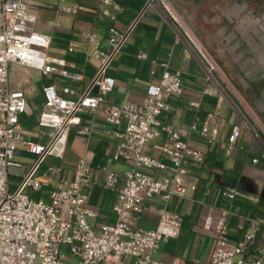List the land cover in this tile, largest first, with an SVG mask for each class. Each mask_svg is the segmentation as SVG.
Returning <instances> with one entry per match:
<instances>
[{
  "label": "built area",
  "instance_id": "built-area-1",
  "mask_svg": "<svg viewBox=\"0 0 264 264\" xmlns=\"http://www.w3.org/2000/svg\"><path fill=\"white\" fill-rule=\"evenodd\" d=\"M99 1L103 13L115 19L111 8L121 10V5L115 0ZM155 1L147 0L126 30L111 26L105 47L95 32H83L89 56L99 62L96 74L76 99L61 94L54 84L44 86L45 101L38 124L52 130L46 142H37L24 136L21 116L27 111L28 100L23 89L10 84V64L36 69L43 75L57 72L75 80H82L83 73L62 67L64 62L50 55L51 35L33 28L37 15L31 12L29 0H0V264H72L64 260V248L70 250L72 260L79 257V264H131V258L132 264H185L183 260L165 263L153 256L164 238L179 234L182 218L178 213L162 207L157 226L150 229L138 226L136 220L146 198L160 195L168 202L173 196L187 197L196 189L195 183H187V177L191 165L201 162L204 154L190 146V137L198 132L213 142L218 139L220 129L207 121L200 129L196 121L187 125L163 122V114L171 107L170 99L181 97L185 91L182 71H172L168 62L162 63L164 71L148 86L144 100L119 105L106 98L116 83L108 74L113 61L145 9ZM158 2L172 19H177L166 0ZM62 9L78 11L77 6ZM181 38L183 35L179 33L177 40ZM197 50L206 65L207 78L213 81L215 62L201 47L197 46ZM146 56L142 51L138 53L140 58ZM62 91L74 93L70 86ZM204 92L217 93L218 106L227 97L219 87L213 90L206 86ZM101 105L107 123L115 126L112 133L119 138L113 159H123L131 168L123 175L106 170L104 186L118 191L115 216L95 229L89 217L97 215V211L88 203L94 168L85 158L77 161L72 180L60 176L61 165L48 166L44 175L51 172L57 178L49 201L33 199L26 189H42V181L36 177L40 165L47 157L63 159L72 125L80 121L79 113L96 112ZM241 134V128L235 126L225 144L228 154L238 147ZM161 136L166 137L161 150L169 163L147 152V145ZM21 147L36 158L19 174L18 169L24 163L17 159L16 152ZM150 169L165 174L156 175L148 172ZM11 175L21 176L14 190L10 188ZM121 177L124 184L118 187ZM223 194L229 200L238 196L259 200L236 187H227ZM228 211L225 207L219 216H206L204 228L214 232V247L207 261L195 259L193 264H264V235L257 237L264 226V217L250 218V227L242 235L232 236L226 219Z\"/></svg>",
  "mask_w": 264,
  "mask_h": 264
},
{
  "label": "crops",
  "instance_id": "crops-1",
  "mask_svg": "<svg viewBox=\"0 0 264 264\" xmlns=\"http://www.w3.org/2000/svg\"><path fill=\"white\" fill-rule=\"evenodd\" d=\"M115 1L122 8H111L116 15L112 19L103 13L99 0H29L31 12L37 15L33 28L51 35L50 55L63 61L62 67L83 73L82 80L65 78L57 72L43 75L36 69L16 65L23 67L28 75L37 71L47 77L48 84L44 86L54 84L64 96L78 98L91 82L99 65L98 60L88 54V43L83 32H95L105 47L110 27L126 30L145 7L147 0ZM166 1L177 19H172L158 0L145 9L109 69L108 74L116 79V83L106 98L108 102L119 105L144 100L148 86L164 71L162 63L168 62L172 71H182L185 91L181 97L170 99L171 107L163 114V122L187 125L196 121L200 129L207 121L219 127V137L213 142H209L198 132L190 137V146L200 149L204 154L201 162L191 165L187 177V183H195L196 189L187 197L173 196L168 202L160 195L146 198L143 211L136 220L137 225L142 228H155L159 221V211L164 206L182 216L179 234L162 241L153 256L165 263L183 260L185 264H193L195 259L207 261L214 247V232L204 235L202 245L208 243V249L204 259L199 257L204 254L196 256L206 216H219L221 209L228 208L226 219L232 236L242 235L250 227V218L264 217V119L256 108V98L246 84L241 82L233 65L234 48L238 40L233 22L244 10V0ZM261 1L264 2L260 0V3ZM62 6H77L78 11L70 12L62 9ZM179 33L183 38L177 40ZM197 46L208 53L216 64L213 81L207 78L206 65ZM141 51L147 55L145 58L138 57ZM25 82H28V78L23 75L13 85L23 89L27 95V111L21 116L24 136L33 141L46 142L52 129L39 126L42 108L36 115L29 99L30 93L37 88H23ZM44 86L41 92L45 101ZM65 86H70L74 93H64L62 89ZM206 86L213 90L219 87L225 91L227 97L221 106H218L217 93L204 92ZM102 109L103 105L96 112L83 110L79 113L80 121L72 125L69 133L67 152L62 159L64 165L57 164L62 166L60 176L66 180L74 178L75 166L80 158H85L93 166L88 203L97 211V215L89 217L94 228H99L103 222L114 220L115 216L113 208L118 191L104 186L106 170L113 169L123 175L125 171L120 168L130 166L123 159H113L119 138L112 133L115 126L107 123ZM235 126L241 128L242 134L238 147L228 154L225 144ZM165 140L166 137L161 136L151 141L147 145V152L152 156H161L169 163L161 150ZM16 157L24 163V167L18 169V173L22 174L31 166L36 155L21 147L17 150ZM48 158L36 173V177L42 181V189L37 191L30 187L34 192L40 193L39 199L46 201L50 200L49 194L57 179L51 172L45 176V171L41 178L38 177ZM254 158H258V161L254 162ZM118 165L120 168L117 169ZM148 172L165 174V171L151 169ZM11 177L19 178L16 182L21 178L20 175ZM123 184L124 178L121 177L118 187ZM227 187L239 188L244 193L257 196L259 200L254 201L244 196L229 200L223 194ZM263 235L264 226L257 237L261 238ZM132 262L133 259H129V263Z\"/></svg>",
  "mask_w": 264,
  "mask_h": 264
},
{
  "label": "rangeland",
  "instance_id": "rangeland-1",
  "mask_svg": "<svg viewBox=\"0 0 264 264\" xmlns=\"http://www.w3.org/2000/svg\"><path fill=\"white\" fill-rule=\"evenodd\" d=\"M253 1H256L258 6L261 5L260 4V0H253ZM13 68H14V70H13ZM23 75H24L25 78L26 77L28 78V82L24 83L23 88H27L29 86L37 88L36 90H34V92L32 91L30 93V95H29V99H30L32 105L34 106L35 113L37 115V111L40 110L42 108L43 104H44V97H42V92L41 91H42V87L45 84H48L47 77L42 76L37 71H32V73L30 75H28V74L25 73V69L23 67L17 66L14 63L10 64V84L12 86L14 85L15 81L18 80L19 78H21ZM61 163L63 164L62 159L49 157L47 159L46 163H45V166H43L41 171L38 173V177L41 178L42 173L44 171H46V169H47V167H46L47 165H50V164L57 165V164H61ZM65 167H67V166H65ZM118 168H120V165H118L117 169ZM130 168H131V166L125 165V166H123L120 169L126 171V170H129ZM142 170L146 171L145 169H142ZM17 179H19V178H17V177H11L10 178L12 190H14L15 187L17 186V184L19 183L18 181L16 182ZM26 192L33 199H35V200L39 199L40 193L39 192H34L32 190V188L28 187L26 189ZM181 218H182V216H181ZM182 221H183V219H182ZM95 229H98V228H95ZM200 233H201V235H203V237L201 238L200 245L197 248L196 256L198 257L200 254H204L202 256H199L201 259H204L205 252L208 249V243H207V245L203 246L202 242H203V239L205 237L204 235H207V236L211 235L212 231H208V230L203 228V229H201ZM166 239L167 238H164L163 241L166 240ZM63 252H64V254L66 256V258L64 259L65 261L71 262L72 264H79V257H74V259L72 260V253L70 252L69 249L64 248ZM188 255H189V253H188Z\"/></svg>",
  "mask_w": 264,
  "mask_h": 264
},
{
  "label": "flooded vegetation",
  "instance_id": "flooded-vegetation-1",
  "mask_svg": "<svg viewBox=\"0 0 264 264\" xmlns=\"http://www.w3.org/2000/svg\"><path fill=\"white\" fill-rule=\"evenodd\" d=\"M245 7H243V11L238 17V20L234 21V30L238 35L237 44L234 48V67L236 68L237 72L239 73V77L241 82L246 84L247 88L250 89L252 96L256 98L257 93L262 89L264 86V77H260L257 79L256 73L253 74L250 72L251 68L256 64L255 53L257 51V47L253 48L252 46L247 45L246 40H244L238 29V24L242 25L240 21L247 20L250 21L252 17H257L260 14L264 13V2L261 1V5L258 6L256 1L253 0H244ZM239 21V23L237 22ZM245 22V21H244ZM246 45V46H244ZM245 48V50H244ZM244 50V51H243ZM249 74V75H247ZM260 79V80H259Z\"/></svg>",
  "mask_w": 264,
  "mask_h": 264
},
{
  "label": "water",
  "instance_id": "water-1",
  "mask_svg": "<svg viewBox=\"0 0 264 264\" xmlns=\"http://www.w3.org/2000/svg\"><path fill=\"white\" fill-rule=\"evenodd\" d=\"M237 22L239 23V21ZM240 22H242V25L238 24L237 26L241 37L246 40L248 47L258 48L253 58L256 64L251 68L250 72L252 74L253 72L256 73L257 79L264 77V13L257 17H252L250 21L242 20ZM256 108L264 119V86L256 95Z\"/></svg>",
  "mask_w": 264,
  "mask_h": 264
}]
</instances>
